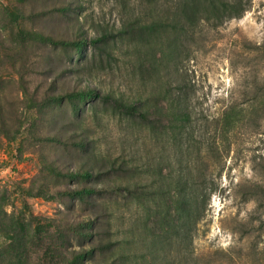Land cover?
<instances>
[{
  "label": "rangeland",
  "instance_id": "obj_1",
  "mask_svg": "<svg viewBox=\"0 0 264 264\" xmlns=\"http://www.w3.org/2000/svg\"><path fill=\"white\" fill-rule=\"evenodd\" d=\"M183 4L0 0V264H264V0L187 35Z\"/></svg>",
  "mask_w": 264,
  "mask_h": 264
},
{
  "label": "trees",
  "instance_id": "obj_2",
  "mask_svg": "<svg viewBox=\"0 0 264 264\" xmlns=\"http://www.w3.org/2000/svg\"><path fill=\"white\" fill-rule=\"evenodd\" d=\"M252 0H184L181 13L184 15V34H190V31L194 29V22L203 21H215L216 24H223L226 20L242 18L245 13L250 9ZM106 37L93 40V43L104 41ZM45 40V38H40ZM64 45H68V42H63ZM89 95L102 101L103 104L111 105L114 110L118 111L126 118L140 117L142 119H148L142 108L136 102H125L113 95H102L95 90L87 89L83 91H74L68 93L69 97H79ZM233 108V107H232ZM230 108L226 112H230L227 115V119L231 121L233 114H236L235 108ZM239 114V113H237ZM236 114V115H237ZM230 115V117H229ZM189 118L188 114L184 110V122ZM229 123V125H230ZM89 175V174H88ZM205 184L203 182L191 181L189 177H184V242L189 244L193 242L194 231L198 222L202 219V213L205 209V203L207 201L202 197L201 191ZM101 190L109 192L111 195L120 194L121 187L115 185H109ZM214 191L212 188L208 194ZM98 193V189L94 187H86L81 190H76L73 194L76 196L94 195ZM207 196V197H208ZM203 198V199H202ZM255 200L257 202V210L264 216V185L256 187V191L249 198V200ZM260 221L264 225V218H260Z\"/></svg>",
  "mask_w": 264,
  "mask_h": 264
}]
</instances>
